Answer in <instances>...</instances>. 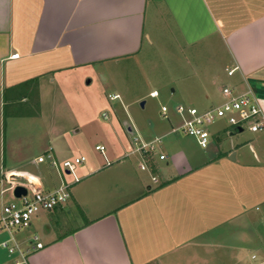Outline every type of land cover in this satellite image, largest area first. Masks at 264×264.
<instances>
[{"label": "crops", "instance_id": "1", "mask_svg": "<svg viewBox=\"0 0 264 264\" xmlns=\"http://www.w3.org/2000/svg\"><path fill=\"white\" fill-rule=\"evenodd\" d=\"M166 41L207 58L201 97L221 93L220 68L226 75L235 69L229 87L252 89L264 110V0H0V149L7 120L20 127L39 119L44 91L93 68L107 81L111 68ZM17 105L29 110L6 111ZM116 112L134 147L136 137H161L160 148L148 158L134 148H104L101 162L90 159L79 176L65 171L73 176L68 200L29 226L43 244L30 264H201L217 249L218 230L264 222V129L245 137L221 126L202 149L191 137L174 136L173 127L130 124ZM38 157L12 164L0 157V187L15 173L23 182L30 177L33 189H56L33 174L45 163ZM73 207L83 220L57 234L52 214Z\"/></svg>", "mask_w": 264, "mask_h": 264}, {"label": "rangeland", "instance_id": "2", "mask_svg": "<svg viewBox=\"0 0 264 264\" xmlns=\"http://www.w3.org/2000/svg\"><path fill=\"white\" fill-rule=\"evenodd\" d=\"M166 43L167 41L157 43L152 50L146 46L135 62L111 68L110 75L113 77L107 81L93 68L82 73L78 80L68 79L69 85L61 83L49 92L44 91L39 119H33L34 122L20 127V120L6 121L1 132L0 157H5L6 164H12L22 158L43 156L45 163L39 165L38 171L35 170L36 173L33 174L39 173L38 176L46 187L51 188L55 184L57 189L60 183L70 185L73 181V176L66 175L62 167L64 159L74 165L73 174L77 177L80 168L87 166L90 159L101 162L102 155L95 150L96 145H102L105 149L135 148L116 109L123 113L124 118L130 119V124L141 121L143 124H157L171 130V127L175 128L180 124V118L175 113L177 106L195 107L204 111L221 104L222 95L215 90L213 94L207 95L208 98L199 94L201 88L209 84L205 64L207 58L202 55L192 57L190 51L180 52L174 43ZM219 74L216 86H231L230 78L223 69H219ZM208 89L205 87L203 90L206 92ZM154 90L158 95L150 97V92ZM114 94H118L119 99H111ZM141 102H144L143 107L140 106ZM161 106L168 108L167 118L161 115ZM13 110L26 112L29 107L17 105L6 109L9 114ZM221 126L228 128L225 119L208 126L209 132L212 133ZM241 134L246 137L247 129ZM178 135L180 134L174 136ZM168 138L169 136L164 141ZM158 148L160 144L157 145L156 149ZM48 155L52 161L60 162L55 167L51 166V160L46 159ZM81 156L85 161L74 164V159ZM9 187L3 181L0 191L8 189L0 193V211L4 205L15 201ZM28 192L30 195L31 190ZM64 212L59 217L57 212L52 214L59 220L55 225L57 234L75 228L83 220L77 208H65ZM43 214L41 211L36 216ZM32 223L34 227L37 226L34 220ZM32 233V226L16 233L17 241L23 243V248L28 247V239ZM217 241L218 247L215 252L211 251L210 261H201V264H264V222L245 228L235 224L224 227L218 230ZM201 258L204 260V257ZM0 264H12L4 249H0Z\"/></svg>", "mask_w": 264, "mask_h": 264}, {"label": "built area", "instance_id": "3", "mask_svg": "<svg viewBox=\"0 0 264 264\" xmlns=\"http://www.w3.org/2000/svg\"><path fill=\"white\" fill-rule=\"evenodd\" d=\"M17 55H13L16 58ZM235 69H230L227 72L228 76L233 74ZM158 93L153 91L151 97H156ZM221 95L223 101L214 108L204 111H199L195 107L177 106L175 113L180 118V124L173 128L171 133H178L184 136L191 137L196 140L200 148L206 149L210 141V132L208 126L214 124L217 120L225 119L230 132H237L239 129H247L249 132L255 133L264 129V110L259 103L258 98L248 88L245 91H235L229 86L222 87ZM111 99H118L117 95H113ZM161 115L167 118L168 108L161 106ZM135 152L143 157H150L157 151V145L161 143V137L155 138L149 142H143L139 138H134ZM96 150L103 151V146H96ZM50 158V155L47 156ZM160 160L165 158L164 155H159ZM38 163L45 161L43 156L36 159ZM85 161L83 156L76 157L74 164H81ZM52 166H56V162L52 161ZM62 167L69 173L73 171L74 165L68 160L62 162ZM140 169H146L144 163L140 164ZM6 182L10 185L9 189L13 191L15 187L22 186L26 189V194L15 198L14 202L6 204L2 207L0 213V233H6V240L0 241V249H4L11 258L12 264H30V253L39 250L43 244L39 241L38 236L33 235L28 239V247L23 248L15 239V233L25 228H28L32 219L41 211L50 212L68 200L69 185H61L56 190L44 192L42 190L31 188V178L27 177V181L23 182L19 179L23 175L9 174L5 175ZM153 180H155L153 178ZM77 181V179H76ZM31 190L29 195L28 190ZM1 235V234H0Z\"/></svg>", "mask_w": 264, "mask_h": 264}, {"label": "water", "instance_id": "4", "mask_svg": "<svg viewBox=\"0 0 264 264\" xmlns=\"http://www.w3.org/2000/svg\"><path fill=\"white\" fill-rule=\"evenodd\" d=\"M140 106L143 107L144 106V103L141 102ZM242 131H243L242 129H239L238 130V132H242ZM25 194H26V189L24 187H22V186L15 187V189L13 191V196L15 198H19L20 196H22V195L24 196Z\"/></svg>", "mask_w": 264, "mask_h": 264}]
</instances>
